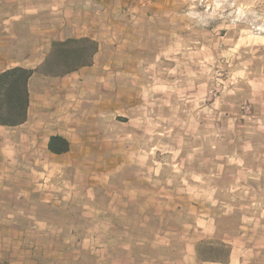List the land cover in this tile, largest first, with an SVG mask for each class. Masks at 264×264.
<instances>
[{
  "label": "rangeland",
  "instance_id": "1",
  "mask_svg": "<svg viewBox=\"0 0 264 264\" xmlns=\"http://www.w3.org/2000/svg\"><path fill=\"white\" fill-rule=\"evenodd\" d=\"M145 7L114 50L112 68L131 74L98 81L82 98L120 103L100 112L96 127L114 151L100 162L119 171L97 181L129 182L141 192V204L123 214L136 215L137 229L183 228L172 251L197 242L199 259L226 260L230 247L220 238L230 233L244 242L241 264H264V0H151ZM116 83L123 93L112 92ZM69 179L82 181L75 173ZM105 190L96 191L99 203L111 197ZM144 200L150 221L138 220ZM86 227L85 238L61 239L65 251L91 244L94 226ZM95 259L94 251L85 264Z\"/></svg>",
  "mask_w": 264,
  "mask_h": 264
},
{
  "label": "crops",
  "instance_id": "2",
  "mask_svg": "<svg viewBox=\"0 0 264 264\" xmlns=\"http://www.w3.org/2000/svg\"><path fill=\"white\" fill-rule=\"evenodd\" d=\"M147 11L134 0H0V72L40 66L56 40L89 37L99 43L91 65L57 77L35 72L29 79L27 119L17 126L0 125V264H85L94 251L97 264L243 263L244 242L230 233L220 238L230 247L227 259L203 261L197 255V242L190 243L186 252L172 251L178 240L183 241V228L160 227L154 233L137 229L136 215L127 214L126 219L123 214L141 204V192L132 183L122 188L108 181L119 168L110 161L100 162L114 155L105 149L106 139L97 138L102 132L96 129L102 125L97 123L103 116L100 112L119 110L120 103L89 105L82 98L96 92L98 81L131 74L112 68L118 60L114 50ZM110 88L123 93L118 83ZM55 135L68 140L67 151L49 150ZM72 173L82 181L71 183ZM103 175L106 183L98 182ZM85 185L90 200L81 193ZM98 190L111 195L105 204L96 200ZM120 191L125 198L116 197ZM143 206V219L138 220L150 221L145 200ZM157 218L163 220L161 215ZM86 226H94L91 244L77 240L80 246L65 251L61 239L87 237L90 227ZM150 246H156L157 252Z\"/></svg>",
  "mask_w": 264,
  "mask_h": 264
},
{
  "label": "trees",
  "instance_id": "3",
  "mask_svg": "<svg viewBox=\"0 0 264 264\" xmlns=\"http://www.w3.org/2000/svg\"><path fill=\"white\" fill-rule=\"evenodd\" d=\"M98 48V42L89 37L56 40L40 66H14L0 72V125L17 126L27 119L29 79L35 72L51 77L71 73L91 65ZM48 148L54 153L65 152L69 142L62 136H51ZM202 257L212 258L209 255Z\"/></svg>",
  "mask_w": 264,
  "mask_h": 264
},
{
  "label": "built area",
  "instance_id": "4",
  "mask_svg": "<svg viewBox=\"0 0 264 264\" xmlns=\"http://www.w3.org/2000/svg\"><path fill=\"white\" fill-rule=\"evenodd\" d=\"M137 1L141 6L147 5L151 0H134Z\"/></svg>",
  "mask_w": 264,
  "mask_h": 264
}]
</instances>
